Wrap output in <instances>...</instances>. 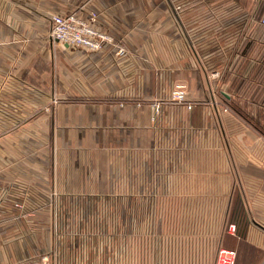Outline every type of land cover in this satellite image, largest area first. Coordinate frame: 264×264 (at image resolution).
Returning <instances> with one entry per match:
<instances>
[{
  "label": "crops",
  "instance_id": "crops-1",
  "mask_svg": "<svg viewBox=\"0 0 264 264\" xmlns=\"http://www.w3.org/2000/svg\"><path fill=\"white\" fill-rule=\"evenodd\" d=\"M263 7L0 0V136L33 142L21 162L0 142V264H214L221 246L264 264ZM89 11L101 49L50 37L51 15Z\"/></svg>",
  "mask_w": 264,
  "mask_h": 264
},
{
  "label": "built area",
  "instance_id": "built-area-1",
  "mask_svg": "<svg viewBox=\"0 0 264 264\" xmlns=\"http://www.w3.org/2000/svg\"><path fill=\"white\" fill-rule=\"evenodd\" d=\"M259 20L264 24V7L261 10ZM49 34L57 42L89 51L101 49L106 42L112 41L111 36L97 26V14L94 11H89L86 16H82L77 12L51 15L49 18ZM116 53L117 55L122 54V48L118 47ZM168 98L173 102L184 104L188 108L191 107L187 100L186 89L182 85H176L171 90ZM161 106V101L153 103L155 114L160 111ZM228 228L234 231L235 224H229ZM235 256L233 249L224 246L218 247L214 264H235ZM17 264L49 263L48 257L41 255L37 258L20 261Z\"/></svg>",
  "mask_w": 264,
  "mask_h": 264
},
{
  "label": "rangeland",
  "instance_id": "rangeland-1",
  "mask_svg": "<svg viewBox=\"0 0 264 264\" xmlns=\"http://www.w3.org/2000/svg\"><path fill=\"white\" fill-rule=\"evenodd\" d=\"M4 82H2L0 84V111L2 114H4L5 112H11L15 110V104H10L8 103L9 100L12 99V94L10 92V89L7 88H2V86H4ZM11 98V99H10ZM44 106V105H43ZM47 108H50L48 105ZM51 108L54 106V103L50 105ZM1 137V145H14V146H18V150L15 152L11 153L12 156V160L16 159V155H17V160L18 161H26L27 159L30 158L31 154L28 145H31L32 139L31 137H26V136H15V135H8V136H0ZM41 143V142H39ZM23 147V148H22ZM28 150V151H27ZM20 151V152H18ZM19 205V204H18ZM131 239H134L135 241L137 240V233L136 232H131ZM42 255H46L48 257V263L49 264H54V256L50 253L48 254H42ZM41 255L37 256L40 257ZM35 257V258H37Z\"/></svg>",
  "mask_w": 264,
  "mask_h": 264
},
{
  "label": "trees",
  "instance_id": "trees-1",
  "mask_svg": "<svg viewBox=\"0 0 264 264\" xmlns=\"http://www.w3.org/2000/svg\"><path fill=\"white\" fill-rule=\"evenodd\" d=\"M235 113H237L239 116H241L242 118H244L245 119V121L247 122V123H249L251 126H253L254 128H256L257 129V126L255 125V123L254 122H251L249 119H247V117H244V115L243 114H240L238 111H240L238 108H237V105H235V104H227ZM243 115V116H242Z\"/></svg>",
  "mask_w": 264,
  "mask_h": 264
}]
</instances>
